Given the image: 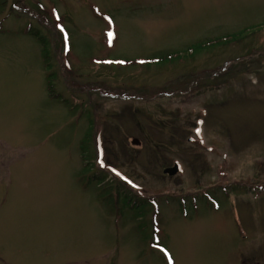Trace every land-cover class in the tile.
Wrapping results in <instances>:
<instances>
[{"label":"rangeland","instance_id":"obj_1","mask_svg":"<svg viewBox=\"0 0 264 264\" xmlns=\"http://www.w3.org/2000/svg\"><path fill=\"white\" fill-rule=\"evenodd\" d=\"M0 264H264V0H13Z\"/></svg>","mask_w":264,"mask_h":264},{"label":"water","instance_id":"obj_2","mask_svg":"<svg viewBox=\"0 0 264 264\" xmlns=\"http://www.w3.org/2000/svg\"><path fill=\"white\" fill-rule=\"evenodd\" d=\"M12 2H13V0H9V4H8V7H7V10L3 14V16H1L0 22L4 21L9 16V13H10V10H11V7H12ZM136 142L138 143L139 141H136ZM178 171H179V167H178L177 164L175 166L171 167V168H167V170H166L167 173L172 174V175L176 174Z\"/></svg>","mask_w":264,"mask_h":264},{"label":"trees","instance_id":"obj_3","mask_svg":"<svg viewBox=\"0 0 264 264\" xmlns=\"http://www.w3.org/2000/svg\"><path fill=\"white\" fill-rule=\"evenodd\" d=\"M249 31V30H248ZM247 32V31H246ZM241 37H244V34L243 35H240V38ZM203 47L204 46H202V45H200L199 47H198V49L196 48L195 50H199V49H203ZM192 51V50H191ZM130 197V196H129ZM132 199V197H130V198H125L124 196H123V198H122V201L124 202H127V203H129V206H134V205H136V204H134L133 202H131L130 200ZM143 200V199H142ZM144 201V200H143ZM125 206H126V203H125ZM135 207V206H134Z\"/></svg>","mask_w":264,"mask_h":264},{"label":"flooded vegetation","instance_id":"obj_4","mask_svg":"<svg viewBox=\"0 0 264 264\" xmlns=\"http://www.w3.org/2000/svg\"><path fill=\"white\" fill-rule=\"evenodd\" d=\"M148 200H150V201H154L153 199H148ZM156 200V199H155Z\"/></svg>","mask_w":264,"mask_h":264},{"label":"snow or ice","instance_id":"obj_5","mask_svg":"<svg viewBox=\"0 0 264 264\" xmlns=\"http://www.w3.org/2000/svg\"><path fill=\"white\" fill-rule=\"evenodd\" d=\"M115 171V170H114ZM165 252H166V250H165ZM169 259H170V257H169Z\"/></svg>","mask_w":264,"mask_h":264}]
</instances>
